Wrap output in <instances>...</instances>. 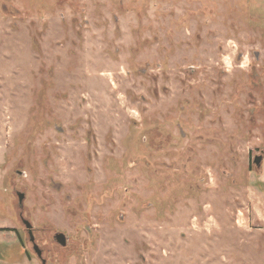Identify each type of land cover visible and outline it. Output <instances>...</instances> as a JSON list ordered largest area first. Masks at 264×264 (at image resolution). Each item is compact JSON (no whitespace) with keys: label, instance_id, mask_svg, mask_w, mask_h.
<instances>
[{"label":"rangeland","instance_id":"374dc122","mask_svg":"<svg viewBox=\"0 0 264 264\" xmlns=\"http://www.w3.org/2000/svg\"><path fill=\"white\" fill-rule=\"evenodd\" d=\"M17 193L45 264H264V0H0V264H41Z\"/></svg>","mask_w":264,"mask_h":264},{"label":"flooded vegetation","instance_id":"af4514ba","mask_svg":"<svg viewBox=\"0 0 264 264\" xmlns=\"http://www.w3.org/2000/svg\"><path fill=\"white\" fill-rule=\"evenodd\" d=\"M256 157H261V161L259 163V166H256L254 163V159ZM256 157L253 159V164H254L255 168L257 169V168H260L263 158L261 155L256 156ZM16 197H17V202H18V209L20 210V212L18 214V219L21 221V223L24 227L25 234L27 235V241L31 245V248H32V251H33L35 257L40 261L41 264H45V261L42 259V251L39 249V247L35 243L32 226L26 220L22 219L23 217H22L21 208H22L23 197L19 193L16 194ZM52 240L57 246H59L61 248H65L67 245L66 237L61 233H55L53 235Z\"/></svg>","mask_w":264,"mask_h":264},{"label":"water","instance_id":"95a60500","mask_svg":"<svg viewBox=\"0 0 264 264\" xmlns=\"http://www.w3.org/2000/svg\"><path fill=\"white\" fill-rule=\"evenodd\" d=\"M260 161H261V157H256V158L254 159V163H255V165H256V166H259Z\"/></svg>","mask_w":264,"mask_h":264}]
</instances>
